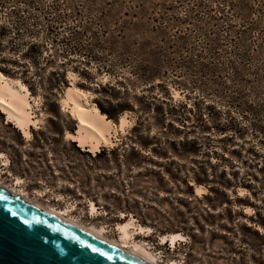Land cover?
Instances as JSON below:
<instances>
[{
    "label": "rangeland",
    "instance_id": "rangeland-1",
    "mask_svg": "<svg viewBox=\"0 0 264 264\" xmlns=\"http://www.w3.org/2000/svg\"><path fill=\"white\" fill-rule=\"evenodd\" d=\"M0 25V72L35 120L24 139L0 113V188L113 242L130 218L157 264H264V0H0ZM70 83L126 105L113 146L66 138Z\"/></svg>",
    "mask_w": 264,
    "mask_h": 264
},
{
    "label": "water",
    "instance_id": "water-1",
    "mask_svg": "<svg viewBox=\"0 0 264 264\" xmlns=\"http://www.w3.org/2000/svg\"><path fill=\"white\" fill-rule=\"evenodd\" d=\"M0 264H145L0 189Z\"/></svg>",
    "mask_w": 264,
    "mask_h": 264
},
{
    "label": "bare ground",
    "instance_id": "bare-ground-1",
    "mask_svg": "<svg viewBox=\"0 0 264 264\" xmlns=\"http://www.w3.org/2000/svg\"><path fill=\"white\" fill-rule=\"evenodd\" d=\"M30 98L32 97L29 96V93L23 84L18 80L7 78L0 73V113L4 115L5 122L13 125L24 139L29 137L28 129L35 125V120L32 119ZM60 108L61 111L69 114L76 126L75 133L67 134L66 138L69 141L74 142L77 147L83 151L96 153L99 148L113 146L111 138H113L114 133H123L127 126L125 115L119 117L118 124L115 126L110 120H107L104 115L99 113L95 105H90L88 103L86 93L73 87L71 83L64 91L63 99L60 102ZM2 157L3 154L0 153V159ZM199 190L200 189L196 187L195 192H198ZM7 193H9V191ZM36 207L39 208L38 206ZM93 210V206H90V213H92ZM44 211L82 230L92 237L118 248L122 252L144 262L145 264H157V258L152 252H150V249L145 248L140 243L131 241L133 230L130 229L134 227V224L133 220L130 218L128 221L117 225L118 240L113 242L103 237V228L94 229L92 227L85 228L80 226L78 223L68 219L65 215L66 212H63L62 210L55 211L54 209H46ZM138 230L142 232L146 231V234L149 232L148 228L143 227H138ZM182 240L183 237L180 234H167L160 236L158 242L173 249L175 245L182 242Z\"/></svg>",
    "mask_w": 264,
    "mask_h": 264
},
{
    "label": "trees",
    "instance_id": "trees-1",
    "mask_svg": "<svg viewBox=\"0 0 264 264\" xmlns=\"http://www.w3.org/2000/svg\"><path fill=\"white\" fill-rule=\"evenodd\" d=\"M142 7H143V4H142ZM10 14L16 19L17 18L16 15H18V11H16L15 9L10 10ZM11 23L12 24L7 29H8V34L12 36V37L9 36V39L11 41H14V39L18 37V31H17L18 27L17 26H19L20 24H17L13 21ZM0 26H1L0 27V36H1L3 29H4V26H2V25H0ZM25 33H26L25 35L27 36V39H28L27 40V45H28L27 50H29V48L34 47L36 44V43H34V41H29L30 39H32L34 37V35H36V32L29 30L28 32H25ZM30 63L32 65L35 64L34 60H32ZM141 75H143V76H141ZM141 75H140L141 76L140 79H142L143 82L152 80L154 77V74H152V72H146V71H142ZM62 77H63V75L59 76L60 80H62ZM33 85H34L33 81H31V85L30 84L28 85V90L30 92L34 91V89L31 88ZM157 85H162V83L157 84ZM99 90L103 91V92L105 90L112 91L113 88H112V86H109V87H105V88H99ZM96 108L98 109V111L101 115L105 116V118L107 120H114L115 118H117V116L119 114H122L125 110H127L126 105L122 104L121 102H118L117 104L112 105L111 103L106 102V101L104 103L100 102V100H97ZM263 141H264V139H263ZM103 151L104 150H102V152ZM263 164H264V162H263Z\"/></svg>",
    "mask_w": 264,
    "mask_h": 264
}]
</instances>
